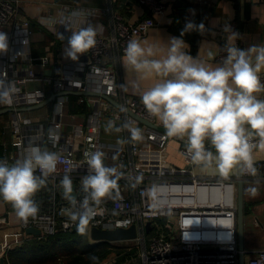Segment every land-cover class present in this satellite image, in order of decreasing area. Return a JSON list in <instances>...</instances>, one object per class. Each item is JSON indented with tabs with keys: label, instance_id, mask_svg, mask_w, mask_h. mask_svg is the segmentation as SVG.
I'll return each instance as SVG.
<instances>
[{
	"label": "built area",
	"instance_id": "obj_1",
	"mask_svg": "<svg viewBox=\"0 0 264 264\" xmlns=\"http://www.w3.org/2000/svg\"><path fill=\"white\" fill-rule=\"evenodd\" d=\"M139 3L153 16L168 12L167 0ZM105 15L111 33H99L96 45L79 60L60 63L49 56L35 60L31 51L32 21L23 14L19 0H0V31L8 34L10 42L8 52L0 54V79L9 85L8 102H0V111L15 110L11 120L14 152L0 159L11 164L30 144L60 156L56 172L33 197L39 205L38 214L26 222L21 220V229H38L42 232L39 238L73 232L77 221L72 213L77 209L64 198L60 181L65 175L71 176L77 201L82 199L81 177L88 170L85 154L100 151L105 165L117 169V188L111 197L94 206L89 234L93 228L135 227V240L115 244L135 246L142 264H240L237 184L198 175V166L186 151L187 141L179 148L184 166L169 164L165 154L172 137L158 126V120L147 112L141 100L127 93L111 65L120 61L130 39H142L157 22L152 16L129 20L112 7ZM38 23L45 28L54 25L51 30L56 33L57 28L73 29L75 19L67 15ZM226 27L237 31L236 24L219 30ZM225 45L220 46L218 62L226 55ZM110 58L111 63L107 61ZM53 96L47 121H34L17 112L44 104ZM109 121L115 127L132 123L141 129L143 139L131 141L127 129L106 130ZM50 128L58 131L55 143L49 140ZM254 163L258 174L260 163ZM0 225H9L8 218L0 217ZM245 254L250 256L246 264H264V250H245Z\"/></svg>",
	"mask_w": 264,
	"mask_h": 264
},
{
	"label": "clouds",
	"instance_id": "obj_2",
	"mask_svg": "<svg viewBox=\"0 0 264 264\" xmlns=\"http://www.w3.org/2000/svg\"><path fill=\"white\" fill-rule=\"evenodd\" d=\"M194 14V10H193ZM73 16L79 15L74 12ZM205 29L187 21L180 37H170L163 48L158 43L130 39L123 51L122 61L141 78L156 77V82L141 93L147 112L164 127L168 137L186 138V151L194 164L202 168L215 167L219 176L228 179L233 174L255 176L253 153L264 151V45L240 48L235 40L239 34L230 31L225 45L226 55L216 65H209L185 51L186 32ZM103 26L80 27L70 30L63 55L73 61L96 43ZM10 42L6 32L0 31V54H6ZM8 83L0 79V102L7 103ZM109 121L106 130L114 128ZM127 129L131 141L143 139L141 129L125 122L115 131ZM49 140H58V131L49 129ZM87 173L81 177L83 198L73 195V180L65 175L60 181L63 196L77 210L79 234L86 233L95 208L117 188V169L104 163V153H86ZM60 156L40 146L30 144L9 163L0 159V198L11 204L22 221L35 217L39 205L35 194L46 185L47 178L56 172ZM37 172L39 174H37ZM256 195L257 190L251 189ZM155 195V190H153ZM93 260L97 259L92 257Z\"/></svg>",
	"mask_w": 264,
	"mask_h": 264
},
{
	"label": "crops",
	"instance_id": "obj_3",
	"mask_svg": "<svg viewBox=\"0 0 264 264\" xmlns=\"http://www.w3.org/2000/svg\"><path fill=\"white\" fill-rule=\"evenodd\" d=\"M168 12L163 16L150 15L149 11L139 3V0H19V5L25 17L29 18L33 25V36L31 37V51L35 60L49 56L54 61L66 63L71 61L64 57L63 52L67 47V41L61 39L70 35V30H78L80 27L103 26L102 34L109 35L111 28L105 11L112 7L114 10L129 20H138L143 17L152 16L157 22L149 33L140 40L158 43L163 48L170 37H180L181 30L187 21H193L197 25L203 23L205 29L202 33L198 31L186 32L182 39L185 41V51L190 52L193 57L209 65H216L220 46L229 42L230 31L219 30V27L237 25L236 33L239 38L235 43L240 48L250 45H264V0H167ZM206 1L207 4H203ZM194 10V14H193ZM76 12L79 15L73 16ZM72 15L75 19L73 29L64 30L57 28L56 33L51 30L55 26L45 28L39 20L53 22L57 18ZM123 57V56H122ZM122 57L115 64V71L119 74L126 87L127 93L141 100V93L151 87L157 80L156 77L141 78L131 68H126ZM264 98V93H259ZM53 103H49L46 112H39L33 117L24 116L34 121H47L52 112ZM13 112L0 116V157L10 156L14 152L11 144L13 141L11 132V120ZM158 126L165 130L163 125L157 121ZM186 138L172 137L165 154L166 161L176 167H183L184 160L179 153V148ZM2 151V152H1ZM253 159L260 163L258 174L251 178H244L245 189V248L249 253L264 250V151H255ZM198 175L205 177H220L215 167L196 168ZM222 178V177H220ZM228 180L238 184L239 174L231 175ZM256 189L257 194L252 195L251 189ZM0 217L8 218L9 225H0V264L5 259L8 250L19 246L28 238L21 229V220L15 215L11 204L0 198ZM250 226V227H247ZM123 245V244H122ZM6 250V252H5ZM117 255L113 253L102 264H114ZM6 264V261H5ZM123 264H142L139 252L136 256Z\"/></svg>",
	"mask_w": 264,
	"mask_h": 264
},
{
	"label": "trees",
	"instance_id": "obj_4",
	"mask_svg": "<svg viewBox=\"0 0 264 264\" xmlns=\"http://www.w3.org/2000/svg\"><path fill=\"white\" fill-rule=\"evenodd\" d=\"M137 252L133 245L94 243L88 231L83 235L73 231L50 237L28 238L8 250L5 261L6 264H102L115 253L117 262L114 264H123L136 256ZM92 257L97 259L93 260Z\"/></svg>",
	"mask_w": 264,
	"mask_h": 264
},
{
	"label": "water",
	"instance_id": "obj_5",
	"mask_svg": "<svg viewBox=\"0 0 264 264\" xmlns=\"http://www.w3.org/2000/svg\"><path fill=\"white\" fill-rule=\"evenodd\" d=\"M48 75L51 74V71H47ZM68 95H73L69 93ZM55 99V96L51 97L46 103L34 106V107H27V108H20L17 110L19 113L25 112H33L38 109H41L51 103ZM110 100L111 103L117 106V103ZM118 107V106H117ZM14 109H4L0 111V116L7 114L9 112H14ZM244 175L239 174V181L237 184V192H238V239H239V248L242 252L240 257V264H246V254H245V218H246V210H245V189H244ZM74 192L73 195L77 198L76 193V185L73 183ZM63 192V190H62ZM147 229H150V225L147 226ZM88 230V228H87ZM74 231H77L76 229ZM28 235H33L36 237H40L42 232L38 229L30 228L26 230ZM137 238V230L135 227L131 229H117V230H101L98 228H93L90 232V239L94 243L99 242H108L111 244L115 243H124L127 241H133ZM1 264H5V259L1 260Z\"/></svg>",
	"mask_w": 264,
	"mask_h": 264
},
{
	"label": "rangeland",
	"instance_id": "obj_6",
	"mask_svg": "<svg viewBox=\"0 0 264 264\" xmlns=\"http://www.w3.org/2000/svg\"><path fill=\"white\" fill-rule=\"evenodd\" d=\"M48 109H49V108L46 107V108L41 109V110H39V111H41V112H46ZM38 113H39V112H37V113H34V112H25V113H23V115H24V116L33 117L34 115H36V114H38ZM247 227H250V226L247 225ZM89 235H90V234H89ZM129 245H132V244H129ZM249 257H250V256L247 255V256H246V260H248Z\"/></svg>",
	"mask_w": 264,
	"mask_h": 264
}]
</instances>
